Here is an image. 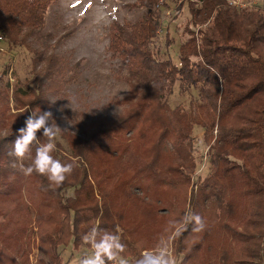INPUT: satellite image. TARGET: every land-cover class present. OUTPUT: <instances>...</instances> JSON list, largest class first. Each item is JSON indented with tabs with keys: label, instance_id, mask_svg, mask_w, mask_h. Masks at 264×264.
Returning a JSON list of instances; mask_svg holds the SVG:
<instances>
[{
	"label": "trees",
	"instance_id": "obj_1",
	"mask_svg": "<svg viewBox=\"0 0 264 264\" xmlns=\"http://www.w3.org/2000/svg\"><path fill=\"white\" fill-rule=\"evenodd\" d=\"M56 1L0 0V39L32 56L23 85L0 87V264H29L32 214L50 264L71 260L60 246L89 248L81 237L97 221L122 230L127 256L171 238L178 264H264V10L191 0L177 63L160 58L154 45L160 9L113 21L108 50L118 59L116 77L128 86L126 107L91 119L70 110L72 128H61L53 155L77 166L57 188L12 169L8 156L25 119L33 110L51 111L48 94H62L67 71L69 78L77 72L79 61L51 52L62 35L35 44L47 35L45 16ZM175 85L190 97L188 108L169 105ZM195 127L207 147L203 175ZM189 210L207 230L194 233L189 225L174 236L172 222Z\"/></svg>",
	"mask_w": 264,
	"mask_h": 264
},
{
	"label": "rangeland",
	"instance_id": "obj_2",
	"mask_svg": "<svg viewBox=\"0 0 264 264\" xmlns=\"http://www.w3.org/2000/svg\"><path fill=\"white\" fill-rule=\"evenodd\" d=\"M131 2H136L137 5H124ZM189 2L191 0H162L159 7L146 0H57L52 3L45 16L44 30L47 35L35 44H51L62 35L63 38L51 52L63 56L70 64L79 61L74 77L69 78L72 71H67L62 94H48L51 111L58 126L72 128L71 109L78 110L82 118L91 119L102 115L115 116L126 107L121 99L127 93L128 86L123 79L116 77L118 59L112 57L108 50L113 21H134L146 14L152 6L154 9H160L161 26L158 36L154 39V45L160 58L168 57L177 63L178 45L186 38L182 29L189 18ZM228 4L238 7L248 5L264 10V0H228ZM166 35L170 40L169 44L165 41ZM31 57V53L25 48H9L7 42L0 39V72L7 70L0 78V87H4L7 82L8 85H23L31 76ZM189 100L188 94H181L175 85L168 103L172 107L183 104L188 108ZM202 132L201 128H194L193 142L194 154L199 162L197 173L203 175L208 171L209 163L205 156L207 147L202 140ZM58 140L65 145L64 140ZM35 217V214H32L28 227L31 236L29 264H50L39 246ZM162 242L173 251L171 238H164ZM149 249L154 248L142 249L137 256L125 257L129 264H135V259ZM57 251L64 260L71 259L68 264H77L80 258L90 254V249L85 246H81L77 251H72L70 246H60Z\"/></svg>",
	"mask_w": 264,
	"mask_h": 264
},
{
	"label": "clouds",
	"instance_id": "obj_3",
	"mask_svg": "<svg viewBox=\"0 0 264 264\" xmlns=\"http://www.w3.org/2000/svg\"><path fill=\"white\" fill-rule=\"evenodd\" d=\"M24 123L25 127L18 130V136L8 152V156L13 158L10 167L26 177L33 173L41 175L47 179L49 186H62L77 166L75 160L65 163L53 155L57 151L56 139L65 129L58 126L51 111L40 109L33 110ZM41 131L43 140L38 137ZM25 161L30 163L26 164ZM189 225L194 233L207 230L205 220L189 210L182 218L172 222L174 236H181L188 230ZM121 233L122 230L118 226L116 231L112 232L101 228L97 221L81 237L83 243L89 246L90 254L80 258L77 264H129L124 255L127 245L123 242ZM135 264H178V261L169 246L162 242L154 249L143 251L135 259Z\"/></svg>",
	"mask_w": 264,
	"mask_h": 264
},
{
	"label": "built area",
	"instance_id": "obj_4",
	"mask_svg": "<svg viewBox=\"0 0 264 264\" xmlns=\"http://www.w3.org/2000/svg\"><path fill=\"white\" fill-rule=\"evenodd\" d=\"M161 3H162V0H159L154 6L155 7H159V5H161ZM231 3V2H230Z\"/></svg>",
	"mask_w": 264,
	"mask_h": 264
},
{
	"label": "snow or ice",
	"instance_id": "obj_5",
	"mask_svg": "<svg viewBox=\"0 0 264 264\" xmlns=\"http://www.w3.org/2000/svg\"><path fill=\"white\" fill-rule=\"evenodd\" d=\"M75 6V5H74Z\"/></svg>",
	"mask_w": 264,
	"mask_h": 264
}]
</instances>
